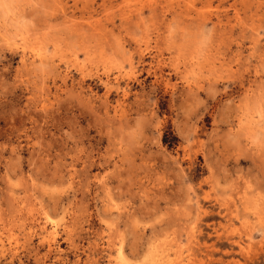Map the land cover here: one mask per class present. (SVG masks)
<instances>
[{
	"label": "rangeland",
	"instance_id": "obj_1",
	"mask_svg": "<svg viewBox=\"0 0 264 264\" xmlns=\"http://www.w3.org/2000/svg\"><path fill=\"white\" fill-rule=\"evenodd\" d=\"M0 240L264 264V0H0Z\"/></svg>",
	"mask_w": 264,
	"mask_h": 264
},
{
	"label": "bare ground",
	"instance_id": "obj_2",
	"mask_svg": "<svg viewBox=\"0 0 264 264\" xmlns=\"http://www.w3.org/2000/svg\"><path fill=\"white\" fill-rule=\"evenodd\" d=\"M1 17H2V16H1ZM92 25H93V24H92ZM38 59H39V60H42L43 57H42V56H39ZM41 65H42V64H41ZM51 229H52V228H51ZM55 234H56V233H55ZM53 237H54V231H53V232H49V233H48V232L44 233V235H43L42 238H43V240H48V239H49V241H52V240H53V239H52ZM51 239H52V240H51ZM0 241H1V240H0ZM4 247H5L4 244L0 242V251L5 250ZM119 249H120V248H119ZM119 249H118V250H119ZM180 250H181V249H180ZM119 252H120V251H119ZM119 254H120V253H119ZM167 254H168V253H167ZM176 254H177V253H176ZM164 255H165V254H164ZM160 256H161V254H160ZM177 256H178V255H177ZM120 257H121V256H120ZM176 258H177V257H176ZM178 259H179V257H178ZM119 260H121V259H119ZM167 260H168V258H167ZM167 260H166V261H167ZM121 261H122V260H121ZM178 261H180V260H178ZM119 263H120V262H119ZM124 263H125V262H124ZM124 263H123V264H124ZM161 263H162V262H161ZM165 263H166V262H165ZM165 263H163V264H165ZM171 263H172V262H171ZM172 264H173V263H172Z\"/></svg>",
	"mask_w": 264,
	"mask_h": 264
}]
</instances>
